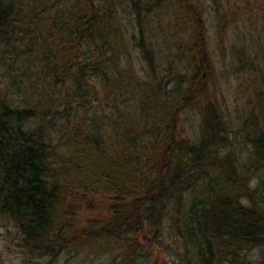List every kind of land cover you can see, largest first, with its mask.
Listing matches in <instances>:
<instances>
[{
  "label": "trees",
  "instance_id": "obj_1",
  "mask_svg": "<svg viewBox=\"0 0 264 264\" xmlns=\"http://www.w3.org/2000/svg\"><path fill=\"white\" fill-rule=\"evenodd\" d=\"M9 1L0 0V44L6 45L2 59H11L7 56L12 52L19 57L24 45H37L45 74L52 72L56 84L71 81L76 86L71 95L48 102V113H41L45 120L53 114L47 128H30L36 115L25 98L22 108L0 97V214L17 224L24 244L51 256L68 246H104L108 241L117 243L116 250L122 242L133 250V237L143 234L148 220L154 223L175 195L193 192L198 197L190 201L186 232L172 226L190 254L186 264H216L223 255L230 264H249L246 254L264 247V121L253 118L240 126L239 136L251 153L243 161L232 151L217 149L227 145V123L212 103L204 110L200 138L176 140L182 112L199 106L212 73L201 70L211 64L205 22L193 0H184L194 27L185 41L189 74L170 91L137 81L140 118L120 123L104 114L114 137L106 134L101 118L89 114L86 106L95 107L91 95L98 87L85 83L102 78L103 88L118 97L132 86L129 79L121 83L104 69L120 63L121 53L109 52L118 50L114 42L123 48L117 23L127 1ZM129 2L133 4L127 9L138 10L141 21L143 8L136 0ZM139 46L152 61L143 30ZM23 65L21 77L27 74ZM73 109L85 113L76 115L69 129ZM58 117L67 119L66 126L58 124L64 133L57 142L62 155L53 146ZM251 174L255 186L250 185ZM97 202L103 204L98 222L89 215L98 210ZM176 212L172 218L179 225L182 212Z\"/></svg>",
  "mask_w": 264,
  "mask_h": 264
},
{
  "label": "rangeland",
  "instance_id": "obj_2",
  "mask_svg": "<svg viewBox=\"0 0 264 264\" xmlns=\"http://www.w3.org/2000/svg\"><path fill=\"white\" fill-rule=\"evenodd\" d=\"M126 1L128 6L120 12L117 23L122 32L120 38L123 48L119 50L120 44L114 42V47L118 50L109 52H120V63L110 64L104 69L108 68L111 77L121 83L126 84L129 79L132 86L125 88L127 90L123 91V97H118L103 88L105 82L102 78L94 76L90 83H85V86L98 87L97 94L91 95L95 107L86 108L90 115L101 118V126L106 134L112 137L116 133L103 122L104 114L113 115L120 123L127 121V118H140L139 100L141 101L142 95L134 88L137 81L151 84L155 89L161 85L164 90L170 91L181 76L189 74L185 41L194 32L192 18L184 0H136L138 6L143 8V13L140 12L141 21L137 18L139 11L127 9L131 8L133 3ZM6 2L10 3L9 0ZM192 3L205 22L206 53L212 66V70L211 66L207 65L201 70L212 73L199 106L182 112V124H178L176 140L196 141L200 138L204 110L212 103L220 109L227 123V145L223 149H217L221 150L222 154L232 151L243 161L251 153L250 145L243 144L239 136L240 126L253 118L258 122L264 121V0H193ZM40 21L44 24L51 23L49 20ZM39 29L42 27L39 26ZM141 30L144 31L152 61L146 59L143 49L139 46ZM37 42L41 43V35L38 36ZM4 48L6 45L0 44V55ZM17 53L19 57L12 52L7 56L11 58L8 60L0 56V97L11 100L13 106H23L22 108H25L26 103L22 102L25 98L30 104L26 106H34L36 115L29 122L30 128H41L53 117L51 114L46 121L41 116L42 112L48 113V102L61 100L66 96V92L71 95L76 86L71 81L67 84H56L52 72L45 74V59L43 54L38 53L37 45H24ZM19 65L24 66L23 72L27 71L23 77L20 76ZM120 73L124 75V79ZM84 113L85 111L71 110L69 129L73 128L76 115ZM66 120L64 117H58L53 123V129L58 132L48 129L50 133L53 132V146L59 155L64 151L60 147L62 145L57 142L64 133L63 129L59 130L58 124L64 127L67 125ZM254 176L250 175L251 186L256 184ZM195 197L198 195L193 192H186L182 196L175 195L171 202L164 205L166 210L161 212L157 220L154 223L148 220L143 234L133 237V250L128 249V244L123 242L121 249L116 250L117 243L108 241L104 246L99 243H92L85 248L68 246L54 256L38 253L24 244L17 224L8 216L0 214V264H186L190 254L183 244V237H176L177 230L172 229V226H181L183 232H186L188 222L185 218L190 201ZM102 205L96 203L98 210L89 214L94 217L92 220H101L99 209ZM83 207L87 210L88 203ZM179 209L182 214L177 219L179 225H175L176 219L172 216H176V210ZM103 222H107V219ZM246 256L245 262L249 261V264H264V247L248 252ZM225 257L223 255L221 261L216 260V264H230V258L225 261Z\"/></svg>",
  "mask_w": 264,
  "mask_h": 264
}]
</instances>
